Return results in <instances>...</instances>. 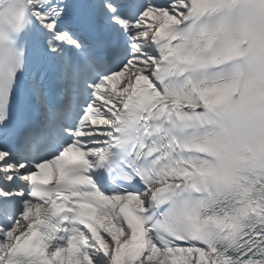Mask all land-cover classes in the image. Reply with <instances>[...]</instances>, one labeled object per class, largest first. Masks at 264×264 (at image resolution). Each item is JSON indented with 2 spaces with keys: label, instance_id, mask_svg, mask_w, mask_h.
<instances>
[{
  "label": "snow or ice",
  "instance_id": "obj_1",
  "mask_svg": "<svg viewBox=\"0 0 264 264\" xmlns=\"http://www.w3.org/2000/svg\"><path fill=\"white\" fill-rule=\"evenodd\" d=\"M0 264H264V0H0Z\"/></svg>",
  "mask_w": 264,
  "mask_h": 264
}]
</instances>
